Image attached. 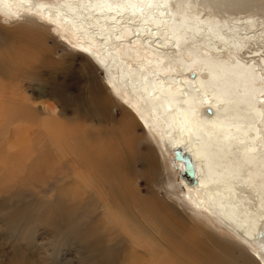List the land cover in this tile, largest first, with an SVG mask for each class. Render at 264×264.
<instances>
[{
    "label": "bare ground",
    "instance_id": "1",
    "mask_svg": "<svg viewBox=\"0 0 264 264\" xmlns=\"http://www.w3.org/2000/svg\"><path fill=\"white\" fill-rule=\"evenodd\" d=\"M167 162L177 186L142 189ZM42 176L61 190L8 223L80 264H264V0H0V180Z\"/></svg>",
    "mask_w": 264,
    "mask_h": 264
},
{
    "label": "rangeland",
    "instance_id": "2",
    "mask_svg": "<svg viewBox=\"0 0 264 264\" xmlns=\"http://www.w3.org/2000/svg\"><path fill=\"white\" fill-rule=\"evenodd\" d=\"M57 54L67 57H72V54H67V50L61 47L57 48ZM75 59L77 62L75 64L76 66H78V63H80L83 60V58L80 56H76ZM75 74L78 76V78H80L81 75L80 72H78V70L75 72ZM103 77H104V73L101 70L94 71L93 78L95 83H97V81L102 79ZM26 83L30 84L28 81H26ZM28 90L30 92L31 88H29ZM114 111L117 117L123 114V110L120 107H116ZM148 137L149 136L145 135L143 131L140 130V128L136 129V136L133 137L134 144H137L140 139L141 140L144 139V141L140 144V147L137 146L139 151V156L150 152L153 153L154 152L153 148L154 147L156 148L159 145V143L155 141L153 138L151 137L148 138ZM162 153L166 161L173 158L172 154L171 153L168 154L164 152L163 148H162ZM165 167H166V171H165L166 174L165 173L160 174L161 167H158L156 173L154 174L155 178L149 176V174L146 172L145 175L148 176L147 177L148 182L147 184H143V182L140 180L142 184V189H144V187L146 186H151V185H155L156 187L167 186V185H169L170 187L171 186L176 187L178 182V177L176 176V173L172 170V164L167 162ZM137 169L142 171L141 170L142 162L137 161ZM171 181L173 182V184ZM53 182L54 181L51 178H48L47 176L46 177L42 176L39 180H35V179L29 180L26 184V188L25 186L22 185L19 189H15L19 186L17 182H11L8 184L0 180V190H3L5 188V184L6 186H11L9 187L8 190H5L4 192H0V264H12L14 258L13 251L15 252V250L17 249H22L23 251L32 254V256L29 258L34 259L35 264H80L79 258L77 257L78 256L77 251L79 249L76 245V242L71 241V244H63L55 241V239L51 236L53 235L52 229L50 228L49 225H47L46 222L40 223L39 221L31 220L32 223L30 227L28 229H25V231H21L23 229L20 228L16 229L11 227L12 224L10 225L8 223L9 220H7V217L8 219H10V216L13 217L12 215L15 212V210H19L22 213H28L33 216L36 215L37 213L40 214L39 212L41 208L39 205L40 204L47 205L48 199L53 197L58 191L61 190V188L58 187L60 185V181L59 183L54 182V184ZM41 189L45 191L43 192ZM159 194H161L160 190H159ZM34 197L39 203L34 202L36 201L34 200ZM18 215L16 217H18ZM45 223L47 227L45 226ZM210 224L211 225L209 226L216 231L219 229V227H221L223 230L224 228L227 231L229 230L225 225H223V227L225 226L224 228L218 225L216 221H213ZM230 232L228 231V233ZM23 233L24 235L27 234L28 236L33 235L34 237H30V238L23 237L24 236L22 235ZM19 234H21L20 235L21 237L19 236ZM230 235H232L234 239L239 241V243H241L245 247H248L246 243H244L242 240L234 236L232 233H230ZM16 238L18 239L20 238L19 242H17L18 240ZM33 242L34 244H32ZM17 244L20 245H18L17 247Z\"/></svg>",
    "mask_w": 264,
    "mask_h": 264
},
{
    "label": "water",
    "instance_id": "3",
    "mask_svg": "<svg viewBox=\"0 0 264 264\" xmlns=\"http://www.w3.org/2000/svg\"><path fill=\"white\" fill-rule=\"evenodd\" d=\"M174 153L176 158H182L184 160V169L180 173L181 177H183L189 184L194 183L196 181V176L194 173L193 162L189 155H184L179 149H175Z\"/></svg>",
    "mask_w": 264,
    "mask_h": 264
}]
</instances>
